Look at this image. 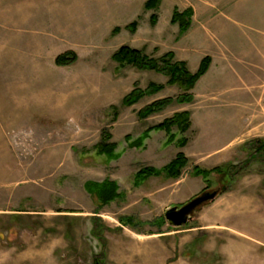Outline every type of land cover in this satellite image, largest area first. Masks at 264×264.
Masks as SVG:
<instances>
[{"label":"rangeland","instance_id":"374dc122","mask_svg":"<svg viewBox=\"0 0 264 264\" xmlns=\"http://www.w3.org/2000/svg\"><path fill=\"white\" fill-rule=\"evenodd\" d=\"M174 1L146 10V0H0V264H94L95 257L102 264H264L262 213L233 199L249 193L259 201L250 206L264 207V116L259 106L252 113L260 86L235 81L228 91L233 99L211 112L208 138L195 141L191 127L184 134L154 129L144 137L187 107L173 102L145 119L137 113L182 91L161 73L112 60L121 46L152 59L174 55L161 50L163 35L172 31ZM253 18L264 20V10ZM32 26L50 31L43 36L52 35L50 28L66 34L47 39L39 54L18 41ZM69 50L76 62L57 66L55 58ZM150 84L163 89L122 105L135 87ZM104 132L114 156L97 152ZM241 133L231 159L201 164L200 147L220 149ZM181 138L187 148L178 147ZM179 152L188 164L178 178L152 176L135 185L140 169L160 170ZM227 164L234 182L228 192L198 208L188 224L169 226L166 209L207 186L193 168ZM208 180L206 191H221L220 175ZM104 181L115 182L119 194L107 205L88 186Z\"/></svg>","mask_w":264,"mask_h":264},{"label":"crops","instance_id":"0c3cea01","mask_svg":"<svg viewBox=\"0 0 264 264\" xmlns=\"http://www.w3.org/2000/svg\"><path fill=\"white\" fill-rule=\"evenodd\" d=\"M174 8L181 12L191 9L193 11L191 25L184 34L179 33L178 26L170 25L172 31H168L161 39L162 52L172 51L175 59L184 62L191 74L196 73L203 58L209 57L211 60L207 72L196 82L191 91L192 102L187 105L184 104L187 108L183 109L190 114V127L196 130L198 135L195 141L198 142L200 138L209 137L207 134L210 128L208 122L212 118L211 112L213 109H221L233 99L228 91L235 88V81L250 86L255 84L260 86L261 91L255 102H253L255 106L252 108V113L258 106L262 111L264 20L254 19L253 17H258L259 12L264 10V0H175L172 10ZM32 27H35L32 28V34H24L20 38L21 40L18 39V41H21L27 49L30 48L33 52L39 54L41 53L40 50L44 49L47 39H52L56 35L59 37L58 41H61L60 31H62L61 35L66 34V31L59 30V28H50V30H53L52 35L43 36L42 34H51L50 31L45 30L46 33H42V30H39L38 27ZM88 33L90 34L89 30H85L84 34ZM27 37H30V39ZM233 67H236V70H233ZM246 103L245 111L249 113L250 102ZM245 118H247L244 119L245 125H248V118H255V115L252 114L251 117L248 115ZM242 133L234 141L220 149L209 147L202 149L199 146L201 150L197 157L201 164L207 166V164L213 162H227L228 159H231L233 157L232 148L236 145V140L241 137ZM229 164L232 165V163ZM250 178L245 176L242 177V180H249ZM233 183L232 181L231 184ZM231 197H233V194H231ZM233 199L241 201V209L243 210L261 212L260 216L262 218H260L262 220L257 226L260 224L263 227L264 207L262 205L260 207L258 203H256V206H250V204L258 201L256 200L258 198L255 199L248 193V195H240L239 197L234 196ZM252 238L257 243L263 241L262 238Z\"/></svg>","mask_w":264,"mask_h":264},{"label":"trees","instance_id":"16d2710c","mask_svg":"<svg viewBox=\"0 0 264 264\" xmlns=\"http://www.w3.org/2000/svg\"><path fill=\"white\" fill-rule=\"evenodd\" d=\"M160 0H146L144 4V8L146 10H151L157 7ZM193 12L191 9H187L183 12H179L176 8L173 11L171 17V24L177 25L179 28V33L184 34L191 25ZM151 23L155 24V17L152 15ZM137 23L132 22L128 28L130 32L135 31ZM117 29L112 31V35L115 34ZM77 60V56L74 52L68 51L62 53L61 55L55 58V64L57 66H68L75 63ZM112 60L119 65H130L138 70H150L155 71L157 73H161L167 77L166 84L168 86H178L182 91V95L177 98H167L164 100H160L157 102H153L148 105L143 110L137 113L138 118H148L152 114L161 111L169 104L173 102L181 103V104H189L193 100V96L191 94L192 89L194 88L196 82L207 72L208 67L210 65V58L205 57L202 59L200 66L196 73L191 74L184 62L175 61L174 55L172 53L165 54L159 59L149 58L141 51L129 48L128 46H121L118 48L112 55ZM163 89L161 85L150 84L147 89L141 90L135 87L123 100L122 105L124 106H132L136 104L140 99L145 96H150L155 93L160 92ZM191 126L190 114L188 112H181L174 114L171 118L163 121L161 124L148 129L145 133L144 137H147L149 132L158 129L165 130L166 133H169L172 127H176L182 134L188 130ZM168 138V142L171 143L174 141L175 137L170 133ZM110 136L107 133H103V137L101 142L97 146V152L106 154L111 157L114 156L115 145L108 143ZM188 140L181 138L178 141V147L183 148L187 145ZM188 164V160L185 155L181 152L177 153L176 157L165 167L158 170L155 168L147 167L142 168L136 174L135 177V185H139V183L144 182L148 178L155 176H165L167 178H178L181 174V171ZM232 166V165H231ZM229 164L218 166L216 168L205 170L199 167L193 168V175L196 177H201L204 181L207 182L206 188L202 191H206L209 188L208 177L211 173H216L222 177V188L221 193H225L227 191V186L231 184L232 174ZM235 175V174H234ZM89 191L92 195L97 197L98 201L101 205H107L110 202L114 201L119 197L117 193L118 188L115 182L112 181H104L103 183H88ZM94 264H102L101 260H98L97 257L94 258Z\"/></svg>","mask_w":264,"mask_h":264},{"label":"water","instance_id":"95a60500","mask_svg":"<svg viewBox=\"0 0 264 264\" xmlns=\"http://www.w3.org/2000/svg\"><path fill=\"white\" fill-rule=\"evenodd\" d=\"M219 194L220 191L218 190L212 192L204 191L182 206H170L164 212L166 223L174 228L188 224L192 220L193 213L198 208L213 202Z\"/></svg>","mask_w":264,"mask_h":264},{"label":"built area","instance_id":"2783aa9c","mask_svg":"<svg viewBox=\"0 0 264 264\" xmlns=\"http://www.w3.org/2000/svg\"><path fill=\"white\" fill-rule=\"evenodd\" d=\"M262 95H263L262 110H263V116H264V87L262 90Z\"/></svg>","mask_w":264,"mask_h":264}]
</instances>
